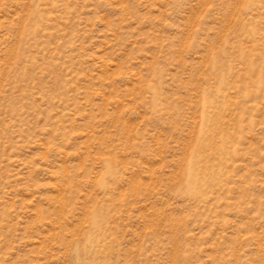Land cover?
<instances>
[{
	"label": "rangeland",
	"instance_id": "obj_1",
	"mask_svg": "<svg viewBox=\"0 0 264 264\" xmlns=\"http://www.w3.org/2000/svg\"><path fill=\"white\" fill-rule=\"evenodd\" d=\"M0 264H264V0H0Z\"/></svg>",
	"mask_w": 264,
	"mask_h": 264
},
{
	"label": "bare ground",
	"instance_id": "obj_2",
	"mask_svg": "<svg viewBox=\"0 0 264 264\" xmlns=\"http://www.w3.org/2000/svg\"><path fill=\"white\" fill-rule=\"evenodd\" d=\"M256 1V0H255ZM37 12V11H36ZM33 13V12H32ZM224 85V84H223ZM261 85V84H260ZM208 95H210V94H208ZM204 96H205V94H204ZM153 97H155V96H153ZM208 98V97H207ZM216 113V112H215ZM202 139H203V141L202 142H204L205 140L204 139H206V135H205V133H203V136H202ZM209 141H211V142H213L212 141V139L210 138V140ZM189 173V172H188Z\"/></svg>",
	"mask_w": 264,
	"mask_h": 264
}]
</instances>
